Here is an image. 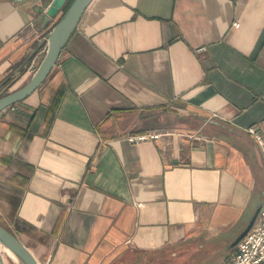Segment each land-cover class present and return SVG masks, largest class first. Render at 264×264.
I'll use <instances>...</instances> for the list:
<instances>
[{
    "label": "crops",
    "instance_id": "0c3cea01",
    "mask_svg": "<svg viewBox=\"0 0 264 264\" xmlns=\"http://www.w3.org/2000/svg\"><path fill=\"white\" fill-rule=\"evenodd\" d=\"M40 1L0 0V93L45 54L58 17L38 22ZM251 126L264 136V0H92L0 112V223L42 264H222L264 203Z\"/></svg>",
    "mask_w": 264,
    "mask_h": 264
},
{
    "label": "water",
    "instance_id": "95a60500",
    "mask_svg": "<svg viewBox=\"0 0 264 264\" xmlns=\"http://www.w3.org/2000/svg\"><path fill=\"white\" fill-rule=\"evenodd\" d=\"M66 2L67 0H41L40 3L35 5V10L38 13L37 21L41 22L43 26L49 23L52 18H58L49 32L45 54L40 63L35 65L33 75L22 86L0 95V112L7 106L25 98L47 78L59 59L63 47L68 42L92 0H73L68 8L63 10ZM260 208L261 206L257 208L247 226L235 238L233 241L234 245H237L251 229L257 219ZM0 243L13 250L22 264H42L33 251L1 223ZM0 264H6L1 250Z\"/></svg>",
    "mask_w": 264,
    "mask_h": 264
},
{
    "label": "built area",
    "instance_id": "2783aa9c",
    "mask_svg": "<svg viewBox=\"0 0 264 264\" xmlns=\"http://www.w3.org/2000/svg\"><path fill=\"white\" fill-rule=\"evenodd\" d=\"M238 21L234 22V26H238ZM37 63H31L33 69ZM249 131L254 134L257 139L261 153L264 158V136L255 126L249 127ZM160 133L146 132L139 135L131 136L132 139L141 140L149 137H158ZM222 264H264V203L261 205L257 219L251 229L237 243L235 253L227 262Z\"/></svg>",
    "mask_w": 264,
    "mask_h": 264
},
{
    "label": "rangeland",
    "instance_id": "374dc122",
    "mask_svg": "<svg viewBox=\"0 0 264 264\" xmlns=\"http://www.w3.org/2000/svg\"><path fill=\"white\" fill-rule=\"evenodd\" d=\"M14 83H16V82H14ZM23 83H24V82H20V83H17V84H18V85H22ZM16 87H18V86L15 85V87H14V84L9 85V86H7L6 88L3 89V91L0 93V95L5 94V93H8L9 91L15 89ZM19 87H20V86H19Z\"/></svg>",
    "mask_w": 264,
    "mask_h": 264
},
{
    "label": "bare ground",
    "instance_id": "6f19581e",
    "mask_svg": "<svg viewBox=\"0 0 264 264\" xmlns=\"http://www.w3.org/2000/svg\"><path fill=\"white\" fill-rule=\"evenodd\" d=\"M1 249L6 250L7 252H9V254H11L12 256H14L17 260H19L18 257H17V255L14 253V251L11 250L9 247L5 246V245L2 244V243H0V250H1ZM1 251H2V250H1Z\"/></svg>",
    "mask_w": 264,
    "mask_h": 264
},
{
    "label": "trees",
    "instance_id": "16d2710c",
    "mask_svg": "<svg viewBox=\"0 0 264 264\" xmlns=\"http://www.w3.org/2000/svg\"><path fill=\"white\" fill-rule=\"evenodd\" d=\"M73 0H67V2L65 3L63 10H66L68 8V6L71 4Z\"/></svg>",
    "mask_w": 264,
    "mask_h": 264
}]
</instances>
